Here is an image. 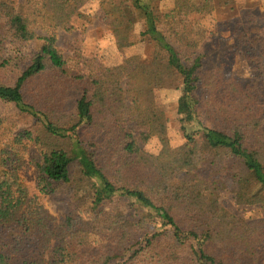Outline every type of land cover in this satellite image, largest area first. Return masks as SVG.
I'll list each match as a JSON object with an SVG mask.
<instances>
[{"label": "trees", "instance_id": "16d2710c", "mask_svg": "<svg viewBox=\"0 0 264 264\" xmlns=\"http://www.w3.org/2000/svg\"><path fill=\"white\" fill-rule=\"evenodd\" d=\"M198 7L177 0L159 16L152 0H100L119 49L144 20L141 36L154 52L93 77L70 75L56 46L58 30L82 17L78 6L0 0V102L22 123L0 117V264H264V36H239L251 44L250 77L229 82L202 61L198 50L210 38L187 19ZM36 28L46 37L24 52L39 41ZM171 88L181 91L187 142L203 139L201 171L192 168L194 149L170 145L155 94ZM152 140L157 154L142 148ZM30 149L37 152L27 162ZM29 165L34 187L21 177ZM249 172L261 186L235 187L233 197L261 205L252 222L222 204L223 178L240 182ZM65 186L83 204L57 218L44 201Z\"/></svg>", "mask_w": 264, "mask_h": 264}, {"label": "rangeland", "instance_id": "374dc122", "mask_svg": "<svg viewBox=\"0 0 264 264\" xmlns=\"http://www.w3.org/2000/svg\"><path fill=\"white\" fill-rule=\"evenodd\" d=\"M23 1V0H18ZM199 7L191 13L187 19L194 25H198L206 31L209 40L202 43L199 53L204 55L203 62L208 68L219 69L229 82L243 83L250 77L248 53L251 44L247 39L241 41L239 36L248 32L251 37L264 36V0H192ZM68 6H78L77 13L82 17L74 16L66 28L57 32L56 46L66 61V69L70 75L82 74L98 77L107 67L117 65L126 57L139 56L142 60L149 59L154 46L141 36L145 29L144 20H138L132 24L128 39L119 49L110 28L104 21L100 10V0H64ZM153 7L159 16L171 12L177 5V0H152ZM120 4V3H119ZM76 13V14H77ZM165 28L166 25H163ZM39 41L24 47V52H33L42 44L40 38L46 37V31L41 28L35 29ZM245 41V43H244ZM243 42V43H241ZM4 71L0 75L4 78ZM16 71L10 73L14 78ZM264 93V86H263ZM181 96L179 89H163L155 94L156 106L165 113L168 122V136L172 147L188 144L196 152L192 160V168L201 171L202 155L199 148L203 142L197 137L194 142L188 143L180 128L177 103ZM8 117L18 127L22 123L16 111L12 107L0 102V117ZM208 117L204 115V121ZM210 119V118H208ZM211 120V119H210ZM207 121V120H206ZM143 150L150 154H157L158 142L152 140L142 146ZM134 149L116 152V159L123 160ZM36 150L30 149L26 158L29 162ZM21 177L24 182L34 187L36 181V169L29 165ZM73 180L80 178V169L77 165L72 167ZM229 190L222 193V204L233 214L238 215L250 222L258 221L261 217L262 207L260 204L242 205L235 203L233 189L244 187L247 192L257 190L261 185L254 172H249L240 182L236 179L223 178ZM47 210L57 218H60L68 210H74L83 204L80 193H69L68 187H61L56 196L47 197L44 201ZM115 204L108 205V209L114 208ZM261 261V260H260Z\"/></svg>", "mask_w": 264, "mask_h": 264}]
</instances>
